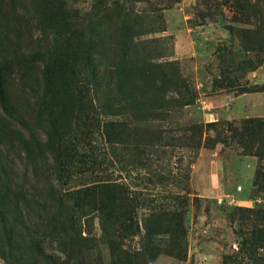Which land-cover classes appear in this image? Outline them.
Returning <instances> with one entry per match:
<instances>
[{
    "label": "rangeland",
    "instance_id": "obj_1",
    "mask_svg": "<svg viewBox=\"0 0 264 264\" xmlns=\"http://www.w3.org/2000/svg\"><path fill=\"white\" fill-rule=\"evenodd\" d=\"M114 1L124 11L104 18L101 0H0V74L12 104L62 150L71 189L99 176L141 195L126 205L138 222L117 228L144 264H264V140L241 133L264 119V62L243 69L264 54L243 50L227 0ZM63 16L79 27L59 26ZM90 195L106 216L123 199L112 187ZM163 204L186 211L187 249L177 251L186 258L147 263L156 251L141 249L142 219ZM84 230L85 264H114L98 220Z\"/></svg>",
    "mask_w": 264,
    "mask_h": 264
},
{
    "label": "trees",
    "instance_id": "obj_2",
    "mask_svg": "<svg viewBox=\"0 0 264 264\" xmlns=\"http://www.w3.org/2000/svg\"><path fill=\"white\" fill-rule=\"evenodd\" d=\"M227 1L239 11L238 22L244 26L239 30L231 28L240 37L243 50L255 56L264 54V1ZM101 2L98 13L104 14V18H114L124 11L114 0ZM64 8L61 5V9ZM68 19L63 16L56 24L70 22L69 26L74 25V29L79 27V21ZM55 32L57 43H64L65 32L61 29ZM263 62L259 59L243 69L250 73ZM241 66L239 64V70ZM92 119L96 121L95 116ZM37 124V120L12 104L0 74V256L3 260L7 264H85L88 250L81 244L86 240L84 227L90 220L97 219L101 229L99 239L109 242L114 264H144L139 254L126 250L121 243L120 227L117 228L125 221L131 224L130 228L138 222L132 208L126 211V205L135 204L141 195L99 176V180L86 188L71 189L67 185V164L63 162L62 150L49 136L41 140ZM242 126V134L257 137L259 143L264 140V119H249ZM234 130L238 132L237 128ZM89 160L92 168L105 163ZM107 187H112L123 198L114 201L109 216L101 197L90 195L93 190ZM149 210V217L142 219L145 235L141 249L146 253L156 251V254L148 256L147 253V263L162 254L184 261L186 254L179 255L177 251L181 247L187 249L186 211L165 204ZM163 236L168 237L166 244L161 243ZM156 238L161 239L160 244ZM50 249L61 252L65 259L62 261V257L51 254Z\"/></svg>",
    "mask_w": 264,
    "mask_h": 264
},
{
    "label": "crops",
    "instance_id": "obj_3",
    "mask_svg": "<svg viewBox=\"0 0 264 264\" xmlns=\"http://www.w3.org/2000/svg\"><path fill=\"white\" fill-rule=\"evenodd\" d=\"M254 78H255V80H259V79H260L259 76H254ZM196 251H198V248H197V247L194 248V249H193V247H191L190 254L192 255V253H195ZM199 255H201V253H199L197 256H199ZM168 263L176 264V263H178V262H176L175 260H172V259L170 258V259H168ZM185 264H186V263H185Z\"/></svg>",
    "mask_w": 264,
    "mask_h": 264
}]
</instances>
